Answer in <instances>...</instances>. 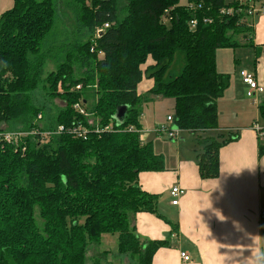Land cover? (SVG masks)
Here are the masks:
<instances>
[{"label":"trees","instance_id":"16d2710c","mask_svg":"<svg viewBox=\"0 0 264 264\" xmlns=\"http://www.w3.org/2000/svg\"><path fill=\"white\" fill-rule=\"evenodd\" d=\"M58 1L13 0L0 15V131L65 127L47 142L39 134L26 138L24 154L13 146L0 149V264H89V249L106 234L118 235V254L135 264H152L156 252L170 243L142 239L131 220L147 213L172 223L159 213L160 196L139 184L141 173L166 170L164 157L142 140V106L155 97L171 98L179 131L217 128V102L229 78L218 72L216 55L219 49L253 47L247 5L238 0H187L185 5L181 0H65L78 29L77 55L45 75L42 51L58 21ZM99 28L105 31L101 37ZM176 61L178 74L167 79ZM77 64L84 71L78 77ZM145 78L154 86L139 95ZM40 88L47 100L58 98L65 106L54 114L37 106L32 93ZM77 103L84 104L88 117L74 109ZM119 107L127 108L122 124L113 119ZM258 110L264 128V100ZM80 124L90 130L86 139L68 132ZM96 125L113 130L96 133ZM236 139H204L198 155L201 179L219 177L220 149ZM261 139L259 158L264 156ZM172 226L175 232L177 225Z\"/></svg>","mask_w":264,"mask_h":264},{"label":"crops","instance_id":"0c3cea01","mask_svg":"<svg viewBox=\"0 0 264 264\" xmlns=\"http://www.w3.org/2000/svg\"><path fill=\"white\" fill-rule=\"evenodd\" d=\"M256 1L259 6L264 4V0ZM252 27L249 43L253 47L245 48H253V66L241 68L234 78L218 71L229 78V85L217 102V128L200 134L183 131L203 140L237 138L220 149L219 177L201 179L198 156L193 148L187 149L184 137L179 140L186 144L176 146V155L165 162V171L139 175L144 191L165 196L158 210L177 225L174 232L172 224L154 215L139 213L132 218L131 225L142 239L170 243L156 252L152 264H264V156L259 158L262 139L253 129L255 123L262 126L258 109L264 93L247 98V87L240 77V72L246 70L264 85V15L252 19ZM153 86L154 80L145 78L138 94H147ZM174 186L185 190L177 206L171 205L168 194ZM181 252L190 257L189 262L181 259Z\"/></svg>","mask_w":264,"mask_h":264},{"label":"rangeland","instance_id":"374dc122","mask_svg":"<svg viewBox=\"0 0 264 264\" xmlns=\"http://www.w3.org/2000/svg\"><path fill=\"white\" fill-rule=\"evenodd\" d=\"M231 1V0H226ZM59 17L53 29L51 37L44 46L42 55L44 57L45 75L50 71H56L58 63L64 62L67 56H76V43L79 41L78 29L74 21V11L72 5L65 0H59ZM182 4H186L187 0H181ZM13 7V0H0V15ZM239 42L244 43L243 36L238 37ZM253 48L238 47L235 49H220L217 51V64L219 72L234 75L241 68H251L254 63ZM58 62V63H57ZM152 63V62H151ZM176 61L167 70V79L177 76L180 65ZM75 65L74 71L76 77L83 74ZM153 85V84H151ZM145 93V91H143ZM146 95V94H145ZM33 100L37 106H45L47 111L55 113L56 109L65 106V102L55 98L52 101L47 100L45 92L40 88L32 93ZM154 101H148L142 106L143 115L141 117L142 131L141 137L144 142H152L154 151L164 156L165 162H170L172 154L178 144L187 143V149H194L195 157L203 153L205 146L204 140L199 137H193L189 133L179 132L174 138H170L167 132H160L163 127L171 128L172 124L167 121V117L175 116L174 100L171 98H162L159 100L153 98ZM260 122V121H259ZM261 124V123H260ZM99 125H96L97 127ZM184 137L186 143L180 142L179 138ZM218 140V139H216ZM175 157V156H174ZM169 194V193H168ZM170 196V194H169ZM164 197L159 198V205L163 206ZM169 199V198H168ZM167 199V203L168 200ZM166 202V200H165ZM166 203V204H167ZM160 213V210H159ZM38 217V212L36 211ZM118 235L106 234L102 237L99 245H94L89 249V264H135L130 256L120 255L117 251Z\"/></svg>","mask_w":264,"mask_h":264},{"label":"built area","instance_id":"2783aa9c","mask_svg":"<svg viewBox=\"0 0 264 264\" xmlns=\"http://www.w3.org/2000/svg\"><path fill=\"white\" fill-rule=\"evenodd\" d=\"M240 4L245 3L247 5V14L251 19H254L260 15H264V4L263 5H257L256 0H238ZM222 13H228L231 14L232 10H227L223 11ZM208 23H211V21L207 20ZM197 26L196 20L191 21L190 27L195 28ZM104 28H108V25H105ZM103 29H98L96 36L98 37V33L102 31ZM240 77L243 85L247 87L246 90V97L249 99H255L256 96L262 95L264 93V85L259 84V82L256 80L254 75L252 73H249L246 70H242L240 72ZM77 90H81V86L76 87ZM74 109L80 113L83 116H89L88 111L86 110L85 106L83 103H77L74 105ZM42 119V114L40 113L37 117V120L39 121ZM168 122H171L172 127L167 128L163 127L160 132H167L168 136L172 139L174 138L177 133H179L178 129H174L173 126V119L171 117H168ZM91 123V121H90ZM89 128H86L85 126L81 125L80 126H74L71 129L68 130V132L73 135L75 138H81V139H86L87 134L90 132L88 130ZM96 133H102V132H110L113 130L112 126H107L104 128H101L100 126H97L95 128ZM254 131L259 135L260 138H264V128L260 126L258 123H255L253 125ZM65 132V127L60 126L57 131L55 132H43V133H38L37 131L33 130L31 132H13V131H0V149H4L6 146H13L16 151L21 150V152L24 154L26 152V138H29L31 136H37L38 134L41 137V142H47L48 139L52 135H59L63 134ZM170 197H171V205L177 206L180 203L181 197L185 194V190L182 189L179 186H174L170 189L169 191ZM262 217L264 218V212L262 213ZM181 259L184 262H189L190 257L184 253L181 252L180 254Z\"/></svg>","mask_w":264,"mask_h":264},{"label":"water","instance_id":"95a60500","mask_svg":"<svg viewBox=\"0 0 264 264\" xmlns=\"http://www.w3.org/2000/svg\"><path fill=\"white\" fill-rule=\"evenodd\" d=\"M104 30L100 31L98 33V36L101 37L104 34ZM127 112V108L126 107H119L117 109V113L114 115L113 119L118 123V124H122L125 114ZM174 129H177L176 127H174Z\"/></svg>","mask_w":264,"mask_h":264}]
</instances>
